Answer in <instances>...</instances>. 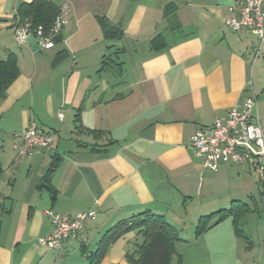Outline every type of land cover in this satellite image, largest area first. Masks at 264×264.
<instances>
[{
  "label": "crops",
  "instance_id": "0c3cea01",
  "mask_svg": "<svg viewBox=\"0 0 264 264\" xmlns=\"http://www.w3.org/2000/svg\"><path fill=\"white\" fill-rule=\"evenodd\" d=\"M28 1L0 0V59L13 52L19 68L0 99V264H88L106 230L145 210L178 231L169 264H264V238L242 241L231 217L195 233L201 216L251 192L247 164L214 172L189 147L194 132L255 94L257 38L225 23L235 0H49L70 12L39 52L12 40L16 7ZM99 18L120 38H106ZM32 121L53 148L21 154ZM48 210L96 217L56 250L38 243L52 232ZM141 241L129 230L99 264H128Z\"/></svg>",
  "mask_w": 264,
  "mask_h": 264
},
{
  "label": "built area",
  "instance_id": "2783aa9c",
  "mask_svg": "<svg viewBox=\"0 0 264 264\" xmlns=\"http://www.w3.org/2000/svg\"><path fill=\"white\" fill-rule=\"evenodd\" d=\"M225 17L226 26L237 31L241 28L250 30L257 38L254 59L259 57L264 46V0H235L228 8ZM70 6L63 4L57 14L49 34L44 35L41 27L33 31L26 23L15 22L13 34L16 42L26 44L29 32L40 36V48L53 46L56 36L66 17ZM257 96L249 91L240 105L228 108L226 115L215 118L211 125L202 126L190 136V149L199 157L202 166L217 171L222 164H247L257 180L264 181V133L257 115ZM23 144L19 153L53 148V136L33 121L22 132ZM52 222L51 234L38 239L40 245L59 250L64 241L73 238L82 226L96 217L94 210L77 212L74 215L46 212Z\"/></svg>",
  "mask_w": 264,
  "mask_h": 264
},
{
  "label": "trees",
  "instance_id": "16d2710c",
  "mask_svg": "<svg viewBox=\"0 0 264 264\" xmlns=\"http://www.w3.org/2000/svg\"><path fill=\"white\" fill-rule=\"evenodd\" d=\"M60 7L49 0H30L28 2H20L13 17L14 21L18 23H26L33 31L41 27L44 35H47L53 25V22L59 13ZM102 32L106 38L118 39L122 31L119 26L110 22L108 19L99 18ZM59 39V35L54 38L55 41ZM105 62V60H103ZM106 63V62H105ZM19 75V68L15 53L9 52L6 57L0 59V99L5 96L6 90L16 80ZM75 121L79 122V114L76 113ZM77 128H81L79 124ZM101 133L99 130L96 131ZM58 159L55 158L48 172L45 175L46 181L50 174L57 166ZM259 186L263 188L261 193H264V181L257 180ZM249 206L246 201L232 200L227 208H220L218 211L208 213L201 216L195 227V233L200 234L210 226L219 223V221L232 218V225L234 226L235 234L238 237H245L243 230L239 226V222L249 211ZM136 220H120L114 226L110 227L101 236L97 247L89 256L88 264H99L104 257L107 247L111 242L119 238L121 235L129 232V230H136L142 237L141 244L126 253V260L128 264H169L175 253V243L180 240L178 231L165 218L159 214L152 213L149 210L142 211L140 214L134 216Z\"/></svg>",
  "mask_w": 264,
  "mask_h": 264
},
{
  "label": "rangeland",
  "instance_id": "374dc122",
  "mask_svg": "<svg viewBox=\"0 0 264 264\" xmlns=\"http://www.w3.org/2000/svg\"><path fill=\"white\" fill-rule=\"evenodd\" d=\"M13 43L17 46L19 44L16 42L17 40L13 37ZM40 50H36L35 52H39ZM264 54V46L260 50L259 60L257 59L253 65L254 69V82H255V94L257 95V108H258V118L261 122V128L264 133V61L261 62ZM244 171L242 172L245 177L244 183L246 186L248 185L251 189V192H244V195L240 197L243 201L245 200L248 203L249 211L239 222V226L243 230V233L246 236L252 238L256 244L261 242V238H264V193L261 191L263 188L256 183V177L253 173L247 170V167H244ZM253 172V170L251 169ZM242 180V181H243ZM244 241V238H241Z\"/></svg>",
  "mask_w": 264,
  "mask_h": 264
},
{
  "label": "water",
  "instance_id": "95a60500",
  "mask_svg": "<svg viewBox=\"0 0 264 264\" xmlns=\"http://www.w3.org/2000/svg\"><path fill=\"white\" fill-rule=\"evenodd\" d=\"M40 36L34 32H29L26 38V43L31 46L32 50L40 49Z\"/></svg>",
  "mask_w": 264,
  "mask_h": 264
}]
</instances>
